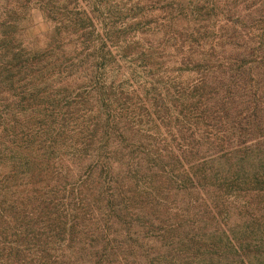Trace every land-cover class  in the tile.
Masks as SVG:
<instances>
[{
	"label": "trees",
	"instance_id": "trees-1",
	"mask_svg": "<svg viewBox=\"0 0 264 264\" xmlns=\"http://www.w3.org/2000/svg\"><path fill=\"white\" fill-rule=\"evenodd\" d=\"M36 2L0 18V264H264V0Z\"/></svg>",
	"mask_w": 264,
	"mask_h": 264
},
{
	"label": "rangeland",
	"instance_id": "rangeland-1",
	"mask_svg": "<svg viewBox=\"0 0 264 264\" xmlns=\"http://www.w3.org/2000/svg\"><path fill=\"white\" fill-rule=\"evenodd\" d=\"M85 2V1H84ZM87 6L89 7L90 5H92V2H87L86 3ZM38 2H36V0H30V1H19V0H0V18L2 17L1 15L4 14V12L10 8V7H14L16 9H29V8H37L38 7ZM35 10V11H34ZM33 11L36 13L35 17L38 15V12L36 9H34ZM33 12V14H35ZM43 28V25L40 23L39 25H36V27L33 28L34 31H38L41 30ZM235 219L230 218L228 224L226 225V227L228 228V232H231V227L234 223ZM261 237H264L261 236ZM256 260L253 259L252 260V264H255Z\"/></svg>",
	"mask_w": 264,
	"mask_h": 264
}]
</instances>
